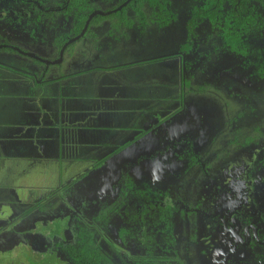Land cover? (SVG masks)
<instances>
[{"label": "flooded vegetation", "instance_id": "obj_1", "mask_svg": "<svg viewBox=\"0 0 264 264\" xmlns=\"http://www.w3.org/2000/svg\"><path fill=\"white\" fill-rule=\"evenodd\" d=\"M117 1L115 13L125 12L128 16L135 13L129 7L135 0H89L90 10L85 13L86 20L100 11L92 8L95 3H101L106 8ZM191 2L196 1L171 0V9L182 6L184 10L182 16L175 11L173 18L180 16L176 23L180 20L184 24L179 42L184 45L186 54L178 58L190 61V66L204 61L196 68L200 69L197 75L196 69H191L190 80L193 83L201 81L204 94L193 95L181 107L177 106L181 108L177 110L176 107L162 109L160 102L153 106H138L137 116L126 118L121 131H113L112 127L116 124H112L100 132L97 128L102 119L87 117L86 127L92 128H89L88 139L94 142L100 133L106 142L102 145L98 143L89 151L94 157L97 150L109 151L110 154L97 161L92 158L86 163H93L90 165L93 167L105 166L106 184L112 182L113 189L110 186L108 196L99 189L97 195L89 196L88 180L93 176L91 168L81 170L82 158H73L79 169L68 184L58 182L54 190L46 186V191L39 193L38 198L28 196L27 200L33 205L27 203V208H22L26 213L14 217V221L5 220L6 223L0 228V264H23V261L14 259L15 247L37 255L43 264H76L69 256L67 246L75 245L76 240L96 242L99 252L109 262L113 259L117 262L120 259L128 260V257L136 256L135 252L141 254L145 250L144 239H138L144 238V226L146 231V227H153L154 264H200L201 258L202 264H264V73H255V62L264 63V0H236L234 3L218 0L211 7L215 9L220 6L216 12L218 21L205 18L207 11L200 10L203 19L189 31L187 22L196 15L189 11ZM205 3L202 2L201 6ZM69 5V0H0V51L5 49L39 62L27 63L26 78L31 86L32 83L37 84V87L34 85L35 89L41 87V98L44 95L40 110L35 106L37 101L31 104L32 109H27L24 130L22 128L21 132L12 134L14 138L19 137L16 142H27L24 147L18 145L13 150V145L10 147L12 152L20 151L18 155L30 158L28 145L34 146L28 142L35 141L37 144L36 139H45L39 141L56 147L62 141H69L67 135L70 127L76 126L77 116L64 111L61 117L60 110L65 107L62 108L56 98L45 97L58 98L65 94L66 88L74 85L69 80L85 75L81 74L84 71L87 73L88 68H83L80 62L85 65L86 62H94L90 61L92 58L82 61L84 53L78 45L109 47L110 38L103 35L109 34L111 27L107 21L95 24L94 20L99 15L91 20L86 33L74 40L83 28L73 32L78 11H64ZM240 5L248 7V10H238ZM232 8L234 10H230ZM231 12L259 18L254 26L249 27L253 32L247 38V54L225 49L229 52L226 61L234 63L220 67L214 61L218 59L215 56L217 52L213 54L209 51L214 45L210 39L213 40L214 36L220 40L217 51L224 49L220 33L226 28L225 17ZM172 24L175 21L172 20ZM202 31L212 36L204 34L199 45L197 32L201 34ZM175 35L178 36L177 33ZM68 42L69 45L65 47ZM15 48L24 54L15 51ZM105 51L102 61H108L111 56L108 53H112V50ZM70 57L71 70L66 75L47 74L52 65L46 66L41 62L58 61L60 67ZM3 58L8 59L5 55ZM210 87L226 91L228 99L232 98L238 106L248 102L249 111L235 119V111L223 106L218 94L214 95L215 99L202 97L205 96L204 90L208 91ZM31 94L32 90H27V99H34L29 97ZM168 100L176 103L171 95L164 101ZM103 109L109 112V106ZM106 129L111 132H106ZM89 130L86 129V133ZM111 138L120 141L119 145L111 143ZM109 144L115 145L112 150ZM72 147L77 152L83 149H77L75 145ZM74 150H71V154H74ZM123 152L127 158L125 156L119 164L110 166L111 161L119 155L121 157ZM35 153L38 157L41 155V152ZM164 182L172 183L173 187L183 183V188L187 189L172 191ZM27 194L31 193L27 191ZM91 198L94 200L90 201ZM2 201L0 208L7 209L11 201ZM40 201L43 202L42 207L35 206ZM176 215L180 216V224L171 220ZM16 226L22 227L16 229ZM176 232H179V238L186 237V248L173 249L179 242ZM16 233L23 236L21 242L14 240ZM161 235L167 237L166 244ZM130 240L136 249L133 253V247H127ZM169 240L173 241L171 245ZM12 241L16 246L7 249L5 246ZM165 245L169 247L166 251ZM198 247L199 252L196 251Z\"/></svg>", "mask_w": 264, "mask_h": 264}, {"label": "rangeland", "instance_id": "obj_2", "mask_svg": "<svg viewBox=\"0 0 264 264\" xmlns=\"http://www.w3.org/2000/svg\"><path fill=\"white\" fill-rule=\"evenodd\" d=\"M118 3V1L114 2L111 4L112 7L106 8L104 5L101 6V3H95V5L92 6V8L96 7L100 10L98 11L99 13H105V15L99 14L94 20L96 23H99L100 21L109 22L111 30H108L109 34L106 36L103 35V37L110 38L108 41L109 47L102 46L101 48H96L92 46L88 47L86 45L77 46L84 53L82 61H86L87 58H92L90 61H97L86 62V65L85 63L80 62L83 68L84 66L85 69L91 66L106 68V70H103L105 72H102V76L107 83L105 87L106 89L102 90L105 83L104 85L97 83V78H93V76L100 72L95 71L96 74L91 73L90 75H80L75 79L69 80L70 82H74V87H72V89L66 88L67 93L63 94L56 100L62 108L65 107L63 110H60L61 117L63 116L64 111H66L74 113L78 118L77 123H75L76 126L73 128L70 127L69 134L67 135L69 141L65 138L66 141L60 142L58 147L52 144H45L44 142L41 143L42 140H45L42 138L36 139L37 144L35 141H30L28 144L31 143L32 146H34L31 147L28 145L30 148L28 152L31 154L30 158L26 155H18V152L20 151L12 152L11 160L5 158L6 154H0V156L3 157H0V200L2 201L8 198L7 201H11V203L7 201L4 202L10 203L8 204L7 209L0 208V218L3 219V221L0 219V228L3 227V224L6 223V221H14V217H19L21 214L26 213L22 208H27V203L30 201L27 200L28 196L38 198L37 195L39 193L46 191V186L53 188L57 186L58 182H61L63 185L68 184L76 170L79 169L75 159H73L77 158V156L82 158L80 169L91 168L90 173L93 174L92 178L88 180V190H91V192H89L91 194L89 195L88 193V195H97L96 191L99 189L103 195L108 196V190L112 185V182L109 185L106 184V173L105 168H103L105 166L93 167L90 166L93 163L89 165L86 161H90L92 158L95 159L94 161H97L104 155L110 154V152L97 150L94 157L92 152L89 151L92 147H97L98 143L102 145L106 144V142L102 139V134L100 133H98V140L93 142L92 139H88V134L91 130L86 133V124L88 122L87 117L93 118L94 120L96 118L102 119L99 124L100 127L97 128L100 129V132L105 129V126L112 124H116L112 127L113 131H121L126 118L137 116L136 112L138 111V106H153L160 102V108L162 109H172L176 107L177 110L181 109L177 106L181 107L182 104L193 95L204 94L202 92L203 86L200 87L202 84L201 81H198L197 83L190 81L192 76L191 69L194 70L199 67L198 65H200V62L202 61L190 66V61H181V59L178 58L179 56L181 57L182 54H186L184 52V45L179 42V35L182 34L184 24L183 21L180 20L176 23V20L184 15L183 7L178 4L181 7L180 9L175 7H173L175 9H171L170 3L168 4V9L171 11L168 10L166 13L162 12V16L160 14L157 16L153 15L150 19L151 11L149 7L144 8L148 12L144 11V9H139L137 14L132 12L133 14H129L128 16L125 12H114V7H116ZM130 9V11H133L132 7H130ZM175 11L180 15L177 19H173L176 16L174 13ZM24 13L26 12L24 11ZM130 18L134 20L133 26L135 29L133 30H131L132 28L130 27L127 28V24L123 25L122 23H119L120 21L126 22L130 20ZM172 20L175 21V24H172ZM167 21L170 22L163 24ZM134 30L139 31L138 36L131 33ZM176 33L178 36L175 35ZM197 34L199 37L197 44L199 45H201L200 40L203 39L204 34H207L208 37L212 36L211 33H204V31H202L201 34L197 32ZM212 37L214 39H210V41L214 42L215 46H212L215 47V50L211 46L209 51L213 52V54L216 51L217 54L215 56L218 57V59L215 58L214 61L219 63L220 67L234 63L233 61H226V56L229 54L228 51H225V49L217 51V48H220V40L214 36ZM105 50H112V53H108L109 55L111 54L108 61H102V57L106 54ZM4 51H0V124H8V129L5 132H1L0 137L6 136L7 139L5 140V143L1 145L0 151L2 153H5V151L9 153L12 145V150L15 149V146L21 145L24 147L27 145V142L25 141L24 144L16 142V140H19V137L14 138L12 134L15 131L21 132L24 123L27 121V90H32L34 98H38L41 96V91H39L41 89L31 88V82H27V63L33 64V60L23 58L15 53H9V51L5 49ZM4 55L8 58L7 60H4ZM96 56L98 58H95ZM71 60V57L66 58L63 66L60 67H58V64L50 66L47 74L57 76L66 75L71 70ZM183 64H185L186 67ZM7 69H10L11 72H8V76L5 74L3 75V73H6L5 71ZM91 70H95V68ZM195 72L197 75L200 72V69H196ZM87 78L89 80L94 79V81L90 84L84 83L87 81ZM64 82L67 83L68 81ZM213 83L216 82L213 81ZM218 90L217 88L210 87L208 90L209 92L204 90L205 96L202 97L215 99L214 95L218 94V96L222 98L220 101L221 104L223 106L226 105L228 110L235 111V119H239L243 114L249 111L248 108L250 106L248 102H246L245 105L238 106L232 98L228 99L226 91L223 92ZM71 91L75 92L72 93ZM191 91L193 92L191 93ZM169 95L176 100V103L171 100L164 101ZM9 98H15V100L11 101ZM111 101H114L115 104ZM107 103H109V112H106L103 109ZM219 106L221 107L220 104ZM202 107L203 105L200 106V111H202ZM193 108L195 109L194 105ZM221 108L224 111L223 107ZM219 116H221V114ZM106 132L111 131L106 129ZM110 141L111 143L116 142V145H119L120 143V141L113 140L112 138ZM70 144L72 146L75 145V148L77 149H83L77 152ZM109 146L110 150H112L115 145L109 144ZM71 150H74L75 155L73 153L71 154ZM35 152H41V155L38 154V157ZM80 152H84L85 154L81 155ZM130 153H134V151H131ZM62 156H66L69 159H65ZM125 156L126 154L123 152L121 157L119 155L111 161L110 166H113V163L119 164V162L124 160ZM60 163L63 165L62 168L60 167ZM118 164L116 166H118ZM164 183L171 187L172 191L174 189H176L175 191H185L187 189L183 188V183H179L174 187L170 182ZM78 186L81 185L78 184ZM113 187L114 186H111V189H113ZM12 190H14V192H12ZM92 190H95V192ZM27 191L31 194H27ZM95 199H97V197ZM33 200L34 199L31 201ZM93 200L94 198H91L90 201ZM28 205H33V202ZM9 213L11 214L9 215ZM179 218L180 216L176 215V217L171 220L180 224ZM29 220L31 221V219ZM23 224L25 225V222ZM159 226H161V224ZM19 227L22 226H16L15 228L17 229ZM15 235L16 237L14 240L21 242L23 236L19 233H16ZM176 236L179 242L173 249H181L183 246L186 248L188 246L186 243V237L182 236L179 238V232H176ZM7 242L8 241L4 243ZM14 246H16L15 241H12L5 247H8L7 249H14ZM129 246L133 247V241L130 240L127 243L128 248ZM199 250L200 247L196 248L197 252H199ZM135 251L136 249L133 247L132 253ZM137 253L138 252H135L134 255H138ZM14 255V259L16 261H23V264H43L42 259L37 255L34 256L24 249L20 250L15 247ZM197 257L200 260L199 253L197 254ZM189 264L196 263L190 262ZM200 264H202V258Z\"/></svg>", "mask_w": 264, "mask_h": 264}, {"label": "trees", "instance_id": "obj_3", "mask_svg": "<svg viewBox=\"0 0 264 264\" xmlns=\"http://www.w3.org/2000/svg\"><path fill=\"white\" fill-rule=\"evenodd\" d=\"M69 1H70V5L64 11H67V12L69 11L77 12L78 11V16L76 17L75 23H73V26H72V28L74 27L73 32H78L81 28L84 27V24L87 18V14L85 13L89 12L90 3H89V0H69ZM193 1H196V2H191L189 11H193L196 15L193 18H191L190 21L188 20L189 22H187V29L189 31L191 30L192 27L196 26V24H198L200 20L203 19L202 17H200L201 16L200 10L207 11L205 18L213 22H215V20L218 21L219 17L217 16L216 12H217V9L220 8V6H216L215 9H211V7L216 5L215 3L218 0H193ZM204 1L206 3L201 6V3ZM221 1H224V0H221ZM229 1L231 3H234L236 0H229ZM198 2H201V3L195 5V3H198ZM170 3H171L170 0H135L134 2L130 3L129 7H132L133 10H135V14H137L139 9L141 8L143 9L147 4L151 11V15H150V19H151V16L153 15L157 16L158 14H160L162 16V12L166 13L169 10L168 4ZM230 10H234V9L232 8ZM238 10L240 11L248 10V7L246 6L242 7V5H240V7H238ZM258 18L259 16L256 17L250 14L243 15V14L236 13V12H231L230 15L226 16L225 23H224L226 28L222 30V32L220 33L223 48L227 49L230 52L242 53L243 55H246L247 52L245 49H248L247 38L253 32L252 30L249 29V27L254 26V24H256L255 20H257ZM170 21H167L163 24H167ZM94 23L97 24L98 22L96 23V21H94ZM119 23H122L123 25L127 24L128 25L127 28L134 27L133 26L134 20L132 18H130V20L126 22L120 21ZM213 25H216V23H214ZM33 62L36 64L37 63L39 64V62L37 61H33ZM255 65H256L255 73H264V63H259L257 61L255 62ZM9 71L11 72L10 69L6 70V72H9ZM34 85L37 87V84L32 83L31 88H34ZM32 96L34 97L33 94ZM34 99H37V98H34ZM62 166L63 165H61L60 163L61 168ZM41 204H43V202L40 201L36 203L35 206L39 205L40 207H42ZM151 225H155V224H151ZM146 228H148V231L145 230V226L143 227V231H142V236L144 238H138L139 240L141 239V241L144 239L143 243L145 244L144 245L145 250L141 254L128 257L129 258L128 260L120 259V262H117L116 260L113 259L111 260V262H109V260H107L106 257L101 252H99L98 244L96 242H92V241L89 242L87 240H76L75 245H67L69 248V252H68L69 256H71L72 260L76 264H154L155 246L154 245L152 246V239H151L153 238V236H151L153 227L151 226V227H146ZM161 236H163V242L164 244H166L167 237L164 235H161ZM169 241H170L169 245H171L173 241L172 240H169ZM168 248L169 247L166 246L165 251Z\"/></svg>", "mask_w": 264, "mask_h": 264}, {"label": "crops", "instance_id": "obj_4", "mask_svg": "<svg viewBox=\"0 0 264 264\" xmlns=\"http://www.w3.org/2000/svg\"><path fill=\"white\" fill-rule=\"evenodd\" d=\"M133 29H135L134 27H132V29L131 30H133ZM138 30L136 31V30H134V31H132L131 33L132 34H136V36H138ZM94 62H97V61H94ZM93 68H95V70H91V69H93ZM89 70H91V71H89ZM103 70H106V68H101V67H99V66H91V67H89L88 69H86V72H89V73H87V74H85V75H90L91 73H94V74H96V72L95 71H100L98 74H96L95 76H93V78H97V83H101V84H103L104 85V83H105V86H104V88L102 89V90H104V89H106L105 87H106V80H105V78L102 76V72H105V71H103ZM119 70H122V69H119ZM6 72V71H5ZM82 73H85V71L84 72H82ZM81 73V74H82ZM9 75V73L8 72H6V73H3V75ZM97 76V77H96ZM55 79L56 78H54V80L53 81H55ZM92 81H94V79H91V80H89L88 78H87V81L86 82H84V83H87V84H90V83H92ZM72 87H74V85H71L69 88L70 89H72ZM40 89H41V87H40ZM75 91H77V90H75ZM75 91H71L72 93H74ZM70 92V93H71ZM67 93V92H66ZM99 93V92H98ZM120 93H122V92H120ZM29 97H31V99H33L34 97L32 96V94L31 95H29ZM60 96H58V98H59ZM42 98H44V95H43V97ZM41 96L40 97H38L37 99H33V100H29V99H27V109L29 108V107H31L32 105V103H35L36 101L37 102H39L38 104H37V102L35 103V106L40 110V108H41ZM45 98H56L57 99V96H55V97H53V96H50V97H45ZM11 101L12 100H15V98H9ZM26 99V98H25ZM35 100V101H34ZM127 100H128V98H127ZM26 103V102H25ZM30 103V104H29ZM105 106H109V103H107ZM70 113V112H69ZM87 128V127H86ZM90 128V127H89ZM89 128H87V130H89ZM8 129V124H0V136H1V132H5L6 130ZM90 129H92V128H90ZM2 136H4V135H2ZM7 138H6V136H4V137H0V147H1V145L2 144H4L5 143V140H6ZM10 145V144H9ZM7 146V145H6ZM5 150V149H4ZM0 154H6V157L5 158H7V159H9V160H11V158H12V150L10 149V151H9V153L7 152V151H5V153H2L1 151H0ZM1 157V156H0ZM1 158H3V157H1ZM10 165H12V164H10ZM12 192H14V190H12ZM8 199V198H7ZM10 200V199H9Z\"/></svg>", "mask_w": 264, "mask_h": 264}, {"label": "water", "instance_id": "obj_5", "mask_svg": "<svg viewBox=\"0 0 264 264\" xmlns=\"http://www.w3.org/2000/svg\"><path fill=\"white\" fill-rule=\"evenodd\" d=\"M126 4H127V3H126ZM126 4H124L123 6H121V7L119 8V10H121V8L124 7ZM99 14L105 15V13L103 14V13H99V12H96V13H93L92 15H90V16L88 17V19L86 20V22H85V24H84V27H83V29H82L80 35H79L78 37H76L74 40H78L79 38H81V37L86 33V31H87V29H88V27H89V24H90V22H91V20H92L96 15H99ZM67 45H69V42L65 45V47H66ZM65 47H64V48H65ZM14 50L20 52V50L17 49V48H15ZM20 53H22V52H20ZM22 54H24V53H22ZM41 62H42L43 64H45L46 66L58 64V61H54V62H51V61H41Z\"/></svg>", "mask_w": 264, "mask_h": 264}]
</instances>
